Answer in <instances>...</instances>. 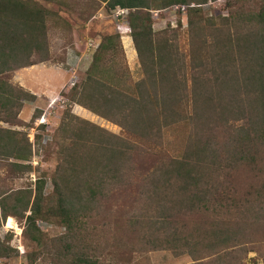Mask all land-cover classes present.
Returning a JSON list of instances; mask_svg holds the SVG:
<instances>
[{"label": "trees", "instance_id": "16d2710c", "mask_svg": "<svg viewBox=\"0 0 264 264\" xmlns=\"http://www.w3.org/2000/svg\"><path fill=\"white\" fill-rule=\"evenodd\" d=\"M97 1L111 12L128 9L119 19L129 28L142 77L132 79L122 34H107L67 96L71 103L118 124L124 136L87 127L72 136L70 144L61 141L52 193L46 192L41 177L33 196L32 191L14 190L0 201V222L8 214L25 218L24 235L44 247L38 220L58 217L67 229L59 248L67 254V263L99 264L102 261L86 253L77 234L86 231L87 212L107 197L106 184L124 190L132 185L140 154L156 156L165 163L154 169L139 167L141 178L135 181L142 188L138 201L149 202L161 214L134 221L146 228L145 243L190 254V264H230L227 259L240 244L231 242L235 238L230 232L235 236L237 228H214L217 243L204 247L194 238L199 230H188L189 224L183 223L185 216L211 210L218 193L215 175L231 172L235 165L237 170L239 164L253 172L252 177L264 174V0H226L227 13L212 18L204 17L201 9L211 0H159L162 8L186 6L191 31L181 44L174 29L154 32L150 0ZM40 6L35 0H0V121L13 125L25 102L36 96L12 83L9 74L50 57L47 22L55 15ZM175 130L185 134L178 154L166 149L167 133ZM21 134L0 128V154L28 160L31 143ZM10 165L21 174L32 170L31 163ZM260 220L256 216L254 222ZM8 250L0 241V256ZM37 256L28 257L35 261Z\"/></svg>", "mask_w": 264, "mask_h": 264}, {"label": "rangeland", "instance_id": "374dc122", "mask_svg": "<svg viewBox=\"0 0 264 264\" xmlns=\"http://www.w3.org/2000/svg\"><path fill=\"white\" fill-rule=\"evenodd\" d=\"M35 1L55 15L47 22L50 57L47 61L36 63L40 65L39 73L34 74L33 70L23 67L10 73L9 79L29 92L33 85H37L34 87L36 92L44 88L48 93L51 91V97L48 98L49 95L42 93L43 96L25 102L16 125L0 121V128L16 129L22 133V137L26 135L31 143V155L26 161H17L9 155L0 154V201L18 189L32 191L33 196L35 182L39 177L45 181L46 192L52 193L53 175L60 159L59 147L63 142L70 144L71 137L77 133L82 134L87 127L104 129L107 133L124 136L118 124L71 103L67 96L71 87L80 82L89 67L95 52L93 45L97 46L104 35L123 33L121 42L132 79L138 80L142 77L132 36L125 34V21L115 17L114 11L108 10L104 3L97 0ZM225 1L211 0L201 5L204 17L225 15ZM158 2L159 0H150L151 7L148 9L154 32H171L174 29L178 33L176 38L179 44L189 40L191 30L187 11L171 8L172 5L179 4L162 8ZM89 44L93 45L90 47ZM35 60L38 61V58ZM34 75H37V78H34ZM184 136L181 130L168 132L167 151L182 153ZM15 161L31 163L32 170L22 174L17 169L13 170L10 163ZM164 163L165 161L162 162L156 156L140 154L136 164L138 170L134 172L133 179L138 181L141 178L140 168L154 169ZM222 172L219 176L215 175L218 193L210 206L211 210L184 215L187 221L183 224H189L188 230H199V236L194 238L204 247L205 244L217 243L216 235L212 234L211 230L221 227L230 229L228 225H231L234 230L238 229L235 236L230 232L235 238L231 242L240 244L232 249V256L227 261H230V264H264V174L257 172L260 175L252 177L253 172L243 164H239L237 170L235 165L231 172ZM229 173L231 175H228ZM135 181H131L132 185L125 187L126 190L106 184L107 197L87 212L89 218L85 220L86 231L77 233L82 240L81 244L84 243L86 247V253L102 261L99 264L192 263L190 254L177 255L171 250L153 249L145 243L146 228L134 221L150 218L152 215L161 217V214L153 205L149 206V202L138 201L142 188L137 187ZM140 209L145 211L135 217V213ZM26 213H30L29 210ZM45 216L47 217L38 220V225L44 233V247L24 235L25 218L8 214L1 220L0 241L9 247V252L0 256V264H68L65 260L67 254L63 255L62 248L59 250L60 237L67 234V229L58 217ZM256 216L260 217L259 222H254ZM130 217L132 219L129 221ZM240 222L244 223L242 228L234 224ZM236 244L233 243L232 246ZM11 249L14 251H10ZM201 252L203 255H214L207 250ZM34 253L38 254L37 259L30 261L28 256Z\"/></svg>", "mask_w": 264, "mask_h": 264}, {"label": "built area", "instance_id": "2783aa9c", "mask_svg": "<svg viewBox=\"0 0 264 264\" xmlns=\"http://www.w3.org/2000/svg\"><path fill=\"white\" fill-rule=\"evenodd\" d=\"M171 8H173L175 10H181V11H185L186 10V6H184V5H174ZM127 13H128V9L116 7L113 14H115V17H125L127 15ZM127 33H129V28L128 27H125V34H127ZM92 45L93 44H89L90 47ZM93 47L96 48L95 45H93Z\"/></svg>", "mask_w": 264, "mask_h": 264}, {"label": "crops", "instance_id": "0c3cea01", "mask_svg": "<svg viewBox=\"0 0 264 264\" xmlns=\"http://www.w3.org/2000/svg\"><path fill=\"white\" fill-rule=\"evenodd\" d=\"M39 64L37 65H32L31 67L30 66H28V68H25V69H29L30 71L31 70H33V72H35L34 74H36L37 72L39 73L40 72V69H38L39 68ZM30 67V68H29ZM34 78H37V75H34ZM35 82H37V81H35ZM27 84V83H26ZM32 85H33V83H32ZM34 87H37V85L36 86H32V88L31 89H29L30 90V92L33 94V95H35L36 97H41V96H43V94L42 93H44V94H46V95H49V97L48 98H50L51 97V91H50V93H48L49 91L48 90H46V89H44V88H40V91L39 92H36L35 91V88ZM45 95V96H46Z\"/></svg>", "mask_w": 264, "mask_h": 264}]
</instances>
